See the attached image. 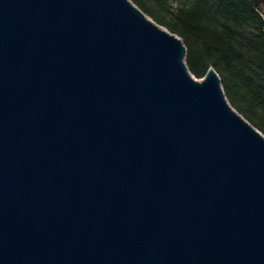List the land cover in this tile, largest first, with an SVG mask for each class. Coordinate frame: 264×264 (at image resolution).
Instances as JSON below:
<instances>
[{
    "label": "water",
    "instance_id": "obj_1",
    "mask_svg": "<svg viewBox=\"0 0 264 264\" xmlns=\"http://www.w3.org/2000/svg\"><path fill=\"white\" fill-rule=\"evenodd\" d=\"M184 57L130 0H0V264H264V135Z\"/></svg>",
    "mask_w": 264,
    "mask_h": 264
},
{
    "label": "trees",
    "instance_id": "obj_2",
    "mask_svg": "<svg viewBox=\"0 0 264 264\" xmlns=\"http://www.w3.org/2000/svg\"><path fill=\"white\" fill-rule=\"evenodd\" d=\"M130 1L181 39L185 65L196 79L212 68L230 106L264 135V2Z\"/></svg>",
    "mask_w": 264,
    "mask_h": 264
},
{
    "label": "rangeland",
    "instance_id": "obj_3",
    "mask_svg": "<svg viewBox=\"0 0 264 264\" xmlns=\"http://www.w3.org/2000/svg\"><path fill=\"white\" fill-rule=\"evenodd\" d=\"M172 8H174L175 7V5H174V3L173 2H170V4H169ZM243 118V117H242Z\"/></svg>",
    "mask_w": 264,
    "mask_h": 264
},
{
    "label": "built area",
    "instance_id": "obj_4",
    "mask_svg": "<svg viewBox=\"0 0 264 264\" xmlns=\"http://www.w3.org/2000/svg\"><path fill=\"white\" fill-rule=\"evenodd\" d=\"M261 17H262V18H263V20H264V16H262V15H261Z\"/></svg>",
    "mask_w": 264,
    "mask_h": 264
}]
</instances>
